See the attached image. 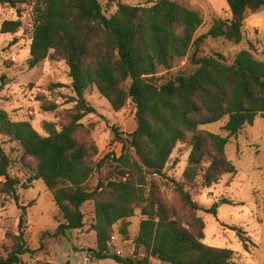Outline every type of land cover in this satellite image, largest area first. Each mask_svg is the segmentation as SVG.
Wrapping results in <instances>:
<instances>
[{
  "label": "trees",
  "instance_id": "trees-1",
  "mask_svg": "<svg viewBox=\"0 0 264 264\" xmlns=\"http://www.w3.org/2000/svg\"><path fill=\"white\" fill-rule=\"evenodd\" d=\"M111 1L108 10L101 0H0L1 6L19 13L18 19L2 22L1 33H18L23 27L22 6H31L28 66L35 68L49 58L64 61L75 94L74 106L66 111L69 121L60 127L44 121L45 135L30 120L15 121L3 109L0 133L17 141L23 159L33 163L30 181L43 180L52 194L64 220L54 234L82 229V207L93 202L94 258L113 259L118 264H147L148 258L163 264H242L233 249L204 242L206 223L198 212L216 213V206L203 207L189 189L198 183L211 187L224 175L236 174L226 145L258 117L264 118V59L250 48L242 49L232 64L220 53L200 56L198 51L208 38L241 43L247 14L264 8V0H227L231 17L214 19L209 30L197 37L204 17L189 4L158 0L142 6ZM185 58L195 67L191 73L157 75L161 70L169 72ZM91 86L116 111L130 101L135 108V130L126 137L113 130L114 140L123 145L122 153H107L98 162L93 161L99 151L92 138L95 125L83 121L97 113L85 97ZM37 100L46 112L59 107L45 94ZM225 119L226 136L201 128ZM179 144L190 147L184 181L165 173ZM10 165L0 144V193L20 204L17 187L21 182L9 173ZM103 171V177L89 188L93 175ZM166 189L171 191L169 199ZM22 209L20 227L26 213ZM136 209L143 218L134 242L147 257L136 260L109 253L113 227L122 223L121 232L128 234V220ZM233 229L249 251L254 244L250 236L241 227ZM11 237L12 244L4 253L0 251V264H22V256L34 252L23 228Z\"/></svg>",
  "mask_w": 264,
  "mask_h": 264
},
{
  "label": "rangeland",
  "instance_id": "rangeland-1",
  "mask_svg": "<svg viewBox=\"0 0 264 264\" xmlns=\"http://www.w3.org/2000/svg\"><path fill=\"white\" fill-rule=\"evenodd\" d=\"M132 5L151 6L158 0H120ZM201 11L204 24L199 28L196 37L206 33L214 19L229 18L231 13L227 0H177ZM109 8L111 0H101ZM114 7H111V11ZM19 13L16 9L0 5V27L5 20H16ZM22 29L16 34L0 32V109L7 111L15 121L30 120L33 127L45 135L42 127L44 121H53L60 127L69 121L67 109L74 106L72 97V78L69 67L64 61L47 59L35 68L30 69V44L33 31L31 6H22ZM251 49L254 54L264 59V8L255 13H248L244 39L233 44L223 38H208L201 44L198 55L220 53L227 63L232 64L242 49ZM194 48L191 49V53ZM195 67L184 60L178 61L168 72L161 70L159 77H169L179 71L191 73ZM56 85H62L56 87ZM45 94L56 101V111L46 112L41 109L38 95ZM87 101L97 109L83 121L93 123L95 128L92 138L99 151L93 157L98 162L107 153H122V143L114 140L113 130L117 129L126 137L135 130V108L130 101L120 111H116L109 100L96 86H91L85 93ZM225 120L201 126L202 129L226 136L223 129ZM0 144L11 159L9 173L20 180L17 187L19 203L12 196L0 193V251L12 244L11 234H18L23 228L28 246L34 250L22 256V264H82L83 258L90 256V264H118L113 259H96L92 249L97 247L96 232L92 229L95 219V206L87 202L82 209L85 214V226L82 229L69 230L64 235L54 234L58 225L63 222L62 215L54 202L53 196L43 180L30 181L33 175V163L24 160L22 149L17 141L0 133ZM190 147L179 144L166 167L165 173L170 179L184 181L183 172L187 164ZM228 158L237 168L236 174H226L219 183L204 187L198 183L190 188L193 199L209 209L216 206V213L200 210L198 215L206 223L205 240L208 245L230 248L236 251L242 264H264V118L258 117L253 125L246 126L236 137H231L226 145ZM104 171L96 172L88 182V187L96 185ZM173 185V182H170ZM27 186V187H26ZM171 191L166 189V199ZM26 208L24 225L20 227L22 207ZM143 216L136 209L135 216L128 220V234L121 232L122 223L116 224L111 233L122 236L126 253L131 246L135 247L136 260L147 257L144 251L136 248L134 239L138 234ZM234 226L241 227L250 236L254 244L245 250L237 236ZM132 242V243H131ZM121 244V243H120ZM147 264H163L155 258H148ZM145 264V263H139Z\"/></svg>",
  "mask_w": 264,
  "mask_h": 264
},
{
  "label": "built area",
  "instance_id": "built-area-1",
  "mask_svg": "<svg viewBox=\"0 0 264 264\" xmlns=\"http://www.w3.org/2000/svg\"><path fill=\"white\" fill-rule=\"evenodd\" d=\"M125 242L127 244L128 241L122 239V242H120L118 235L113 234L108 241V252L114 253V254L119 255L121 257H129L132 259H136L137 254L135 253V247L131 246L129 253H126L127 251L125 248ZM90 262H91L90 256L86 255L83 258L82 264H90Z\"/></svg>",
  "mask_w": 264,
  "mask_h": 264
}]
</instances>
